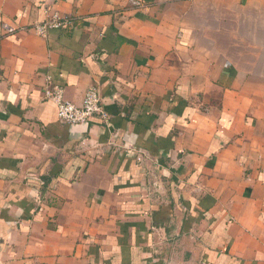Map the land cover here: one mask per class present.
<instances>
[{"label":"crops","instance_id":"0c3cea01","mask_svg":"<svg viewBox=\"0 0 264 264\" xmlns=\"http://www.w3.org/2000/svg\"><path fill=\"white\" fill-rule=\"evenodd\" d=\"M0 264H264V0H0Z\"/></svg>","mask_w":264,"mask_h":264},{"label":"built area","instance_id":"2783aa9c","mask_svg":"<svg viewBox=\"0 0 264 264\" xmlns=\"http://www.w3.org/2000/svg\"><path fill=\"white\" fill-rule=\"evenodd\" d=\"M132 5H139L137 1H131ZM44 21L36 24L32 30L38 35H44L49 29H62L72 24L71 19L61 17L57 13L46 14ZM44 98L52 101L57 108V117L63 125H80L89 122L93 117L106 118L96 87L89 88L81 105H75L64 98L62 89L47 87L44 90Z\"/></svg>","mask_w":264,"mask_h":264}]
</instances>
